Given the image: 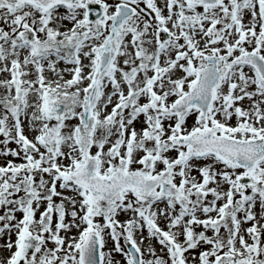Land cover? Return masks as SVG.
<instances>
[{"label": "snow or ice", "instance_id": "obj_1", "mask_svg": "<svg viewBox=\"0 0 264 264\" xmlns=\"http://www.w3.org/2000/svg\"><path fill=\"white\" fill-rule=\"evenodd\" d=\"M0 264H264V0H0Z\"/></svg>", "mask_w": 264, "mask_h": 264}]
</instances>
